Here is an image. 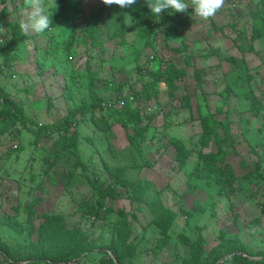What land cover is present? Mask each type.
<instances>
[{
  "label": "rangeland",
  "instance_id": "1",
  "mask_svg": "<svg viewBox=\"0 0 264 264\" xmlns=\"http://www.w3.org/2000/svg\"><path fill=\"white\" fill-rule=\"evenodd\" d=\"M263 1L223 0L206 20L189 8L188 16L181 12L169 27L156 22L148 33L145 23L152 26L154 18L125 15L120 22L112 4L72 0L63 23L76 8L77 31L83 19L97 14L108 27L90 40H82L81 30L70 52L47 58L34 47L47 49L48 33L57 29L24 31L30 37L19 47V60L10 69L0 65V99L5 92L18 116L16 133L0 127V264L13 258L53 264L69 252L79 257L68 264H104L112 257L110 244L118 245L125 264H186L195 242L205 254L224 240L264 250V190L256 187L264 181V41L250 40L252 16ZM41 2L49 15L57 11L56 0ZM31 3L7 0L0 8L9 9L6 21L22 23ZM57 31L55 40H64L67 33ZM7 42L0 27V49ZM164 62L183 74L171 91L159 82L154 94L143 95V85L154 80L150 73ZM139 65L151 69L140 75ZM86 66L103 98L134 99L105 115L95 113L109 130L96 128L88 114L72 123L69 146L56 147V133L34 146L30 130L61 120L90 97ZM203 117L229 127L234 144L223 149L239 189L215 186L207 194L188 187L206 161L219 158L215 142L203 140ZM109 170L120 171L128 185L114 183ZM143 182L150 185L139 196L134 185ZM158 207L176 213L168 229L153 211Z\"/></svg>",
  "mask_w": 264,
  "mask_h": 264
},
{
  "label": "trees",
  "instance_id": "2",
  "mask_svg": "<svg viewBox=\"0 0 264 264\" xmlns=\"http://www.w3.org/2000/svg\"><path fill=\"white\" fill-rule=\"evenodd\" d=\"M6 1L7 0H0V4H5ZM71 1L72 0H56L55 2L57 11L54 14H50L52 20L50 30H58V28H61L63 34H67L64 40H55L58 34H61L59 31L55 30L54 32L48 33L49 37H47V40L49 41L48 45L50 46L47 49L41 51L39 50L38 46L34 47V50L38 53L40 52L39 55H43L44 58H47L51 55L70 52V50H72L75 46L74 38L80 34L81 30L83 34L81 37L82 40H90L93 39L97 34H99V32L101 31V27H108L107 22L103 24L99 23L101 14H97L95 16L93 15L83 19L84 26L82 29L77 31L76 28L78 18L76 17V8H73L72 15L70 17L68 16L71 21L69 19L68 23H63ZM151 2L152 0H136L134 4L125 8H121L116 4H112L110 11L118 15L120 22L121 20H123L125 15H130L134 19L147 22L149 21V19L154 18L155 23L153 22L152 26L145 23L148 29V33H150V30H153L156 22H160L163 26L169 27V22L172 19L178 18L180 16V13L171 14V10H164L160 14L159 18L150 13L147 5H150ZM261 6L262 8L260 10H257V12H255L252 16L253 19L251 24V41H264V1L261 2ZM104 9H102V11ZM9 14L10 12L7 6L2 5V7L0 8V27H4L6 29L8 42L5 43V45L0 49V65L3 64V66L8 69L12 68V64L15 61L19 60V47L23 45L30 37L24 32L23 29H21V22L18 19L12 22H8L5 20ZM188 14V12H185V15L188 16ZM177 21L180 22L179 19H177ZM171 33L176 34V28L173 29ZM248 49L250 51H254L251 46ZM149 60L150 58L148 59V61ZM163 65L165 66L163 69L160 70L159 68H157L155 72L150 73L151 77H153L154 80L147 83V85L145 86L143 85V95L150 97L152 94H154V91H157L159 82H163L171 91L174 88L175 79L183 74L182 70H178L173 64H166L164 62ZM147 67L149 66L139 65L138 69L140 71V75H142L143 73H148V69L146 70ZM84 71L87 76L88 91L90 97L88 99H85L77 108L69 109L66 112L65 116L61 118V120L56 121L52 124L40 126L36 130H30V133H32L34 136L32 142L34 146H37L41 138H43L44 136L54 135V133L57 134L55 140L56 147L69 146L72 142L71 136L69 135V130L71 129L72 123L78 121L77 119L87 116L88 114H91L90 118L96 128L100 129L101 131L109 130V126L106 124L103 117L96 118L95 113L98 112L101 115H105L108 111L112 110L104 109L101 106V103L103 102V100H105V98L102 97L101 91L98 89L96 74L92 72L90 66H86L84 68ZM107 83L110 84L111 82L108 81ZM229 92L230 90L227 89V93ZM1 97L2 98L0 99V103L3 106H1L0 111V127L1 129H12L11 131L13 133H16L14 126H16L18 123V116L13 113L14 108L9 104L10 100H8L7 94L5 92H2ZM125 105H127V103ZM19 114L22 115V112L20 111ZM133 116L134 114L132 115V117ZM200 123L202 126L201 128L203 133V140L205 141V144H208L209 142H215L218 149L217 155H219V158H216L215 160H211L209 162L206 161L202 169L198 170L194 176H191L189 178L188 187L191 190H204L207 194H212L214 192L215 186H217V189L227 186V190L229 188L231 191H234V189H239V187L235 186V171L233 170L231 165L226 162L225 159L227 155H225V150L223 149V146L228 142L231 145L234 144V142L230 138L229 127L223 124L221 121L210 119L208 117L201 118ZM220 131L222 132L221 134ZM128 141L129 145L137 147V142H134L131 136H128ZM18 150H22V146H20ZM59 153L61 154L62 152ZM48 156L53 157L54 160L56 156L59 157L58 154H50ZM109 173L111 177L114 178V183L118 185L127 184L123 177V174L120 171L116 172V170H109ZM245 179L248 180L246 177ZM149 185L150 184L146 182L140 183L139 185H134L137 190L135 194H140L139 196H142L149 188ZM260 186L264 190V181L258 180V184L256 187L259 188ZM140 189H142V191L144 192L140 193ZM139 196L137 195L136 197L140 199L141 197ZM259 205L262 212H264V203H260ZM153 211H155V213H157V216L162 218V220L166 219L164 221L168 223H166L167 225L164 226L167 229L169 228L168 226H170L177 217L175 212L169 209H164L162 207H158ZM120 213L121 215H123L124 212L121 210ZM32 214L34 215V211L32 210V206H30L29 215ZM50 219L51 217L48 218V220ZM116 224L119 227H122V224ZM155 247L157 252L160 251L162 249V243L156 244ZM107 249L112 254V257L108 258L106 262H104V264H115L114 258L117 259V262L119 264H125L123 255L120 254L121 252L118 249V245L110 244ZM77 257H79V254L75 252H69L67 253V255L59 257L52 263L68 264L70 261L75 260ZM128 259H132V257H128ZM7 264L29 263H20L17 262L15 258H13V261H7ZM186 264H264V250L252 252L244 243L238 240H224L216 247H214L210 251V253L205 254L201 248V245L195 242L190 246V254Z\"/></svg>",
  "mask_w": 264,
  "mask_h": 264
},
{
  "label": "clouds",
  "instance_id": "3",
  "mask_svg": "<svg viewBox=\"0 0 264 264\" xmlns=\"http://www.w3.org/2000/svg\"><path fill=\"white\" fill-rule=\"evenodd\" d=\"M105 4H116L121 8L131 6L136 0H103ZM223 0H152L147 5L150 13L159 17L162 11L171 10L172 13L186 12L189 8L192 15L200 19H208L221 8ZM52 25L51 15L48 14L41 0H32L26 22L20 24L24 31L43 33L50 30Z\"/></svg>",
  "mask_w": 264,
  "mask_h": 264
},
{
  "label": "built area",
  "instance_id": "4",
  "mask_svg": "<svg viewBox=\"0 0 264 264\" xmlns=\"http://www.w3.org/2000/svg\"><path fill=\"white\" fill-rule=\"evenodd\" d=\"M150 58L152 59L153 57L151 56ZM127 99L132 100L134 99V96L131 94L129 96H125L124 94L113 98H105V100L101 103V106L104 109L115 110L116 108L124 107L127 103Z\"/></svg>",
  "mask_w": 264,
  "mask_h": 264
}]
</instances>
